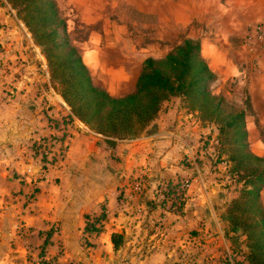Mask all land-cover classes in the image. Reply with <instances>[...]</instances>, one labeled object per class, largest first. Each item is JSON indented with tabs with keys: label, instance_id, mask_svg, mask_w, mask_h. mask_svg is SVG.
Here are the masks:
<instances>
[{
	"label": "crops",
	"instance_id": "crops-1",
	"mask_svg": "<svg viewBox=\"0 0 264 264\" xmlns=\"http://www.w3.org/2000/svg\"><path fill=\"white\" fill-rule=\"evenodd\" d=\"M105 1L84 2L81 21L92 30L73 45L96 87L115 98L133 94L144 61L162 59L171 50L162 58L141 59L133 68L135 60L122 47L145 51L164 41L163 29L172 37L202 29V56L216 77L212 92L240 102L250 140L249 112L240 96L246 86L253 104L254 90L245 78L253 72L264 77V47L247 40L253 27L264 24V0H114L117 11L110 15ZM116 14L119 19L111 25ZM200 39L193 35L184 41ZM25 41L26 46L18 42L20 56L12 54L9 42L0 49V264H203L205 256L217 258L212 245L222 232L216 186L198 166L183 164L194 151L197 133H206L209 125L191 123L194 113L185 117L189 113L174 105L181 98L165 102L151 126L132 140L98 135L75 118L63 126L68 136L54 141L45 162L43 154H33L32 144L62 137L49 119L69 115L70 109L52 87L56 100L48 105L52 98L40 85L43 80L32 77L31 59H41V52L32 40ZM30 46L34 53L26 50ZM236 77L238 86H230ZM64 144L65 152L57 154ZM185 179L189 186L182 210L163 209L162 186ZM102 214L100 233L86 235L87 218Z\"/></svg>",
	"mask_w": 264,
	"mask_h": 264
},
{
	"label": "trees",
	"instance_id": "trees-1",
	"mask_svg": "<svg viewBox=\"0 0 264 264\" xmlns=\"http://www.w3.org/2000/svg\"><path fill=\"white\" fill-rule=\"evenodd\" d=\"M7 2L41 48L51 81L60 86L59 94L70 109V120L76 118L109 139L132 140L155 121L165 102L184 97L204 120L218 125L224 144L232 148L230 161L237 183H242L239 196L228 209L231 232L247 237L249 264H264V157L251 150L246 111L213 94L211 87L216 77L202 56L201 43L185 40L164 58L145 60L135 92L115 98L94 85L89 69L70 41L67 22L60 15L56 0ZM184 195L175 196L182 199L177 212L184 206ZM104 220V214L87 218L85 233H100ZM113 242L117 248L116 236Z\"/></svg>",
	"mask_w": 264,
	"mask_h": 264
},
{
	"label": "rangeland",
	"instance_id": "rangeland-1",
	"mask_svg": "<svg viewBox=\"0 0 264 264\" xmlns=\"http://www.w3.org/2000/svg\"><path fill=\"white\" fill-rule=\"evenodd\" d=\"M85 1L86 0H56L60 15L67 22L68 31L70 32L69 38L74 46H76V44L79 42L83 43V41L87 39L90 31L92 30V28L86 26L85 22L81 21V18L86 17V10L83 6ZM105 2L110 3L108 4L110 5L109 7L112 8L113 6L112 9L109 8L110 10L108 11V15L115 12V10L117 11V9L115 8L116 5L114 4V0H108ZM119 10H123L127 13L130 12L129 8H119L118 11ZM163 14L165 19V12ZM117 16V14L113 15L112 19L114 20L110 22L111 25H114V23L118 21L119 17ZM257 26H262L264 30V24H258ZM25 30L29 35L28 37L25 33ZM134 33L136 35H141V32L134 31ZM193 35L201 38L200 40L196 41H199L202 46V29H195L194 31L190 29L186 34H178L175 32L174 37L171 36V32L163 29L160 31V37L164 41H162L160 45L152 46L149 48H142L146 49L145 51H142L138 46L133 48V50H131L130 47L124 46L121 48V51L123 50V52L132 55L133 59L135 60V63H133L132 66L133 68H136L141 59H145L148 56L162 58L166 53L175 48L178 43L184 41L186 37ZM25 40H32L33 43L37 46L33 35L18 18L16 10H14L12 6L8 4L7 0H0V49L3 48L2 45H5L7 42H9L12 46V54L20 56L22 47L18 46V42L23 41L26 46L27 42ZM254 46L255 48H259L261 46L264 47V38L256 40ZM25 48L28 52H33L32 46H30L31 49L27 47ZM39 50L41 52V48H39ZM262 52H264V50ZM41 55V59H37L36 57L31 59L33 61L34 67V73L32 74V77H36V81L37 79L43 80L40 81V85L42 86V88L48 89L49 95L52 98V101L48 100L49 105V103L52 104V102L56 100L55 95L50 93L49 89L52 87L57 92V94L60 95V86L51 81L47 60L42 52ZM26 57L28 56L26 55L25 58ZM28 60L30 59L28 58ZM25 69L26 68H23L24 71ZM246 80L248 81L249 86L251 85V87L253 88V95L256 97L255 102L251 104L250 101L252 100V97L248 95L247 88L246 86H244L246 93L243 96H240V101L244 100L245 107H247V111L249 112L247 120L249 129L251 131L249 141L251 149L259 156L264 157V77L261 74L253 72L252 74H250V78H245V81ZM229 84L230 86L236 87L239 84V79L237 77L230 79ZM228 99L226 100L230 105H233L236 108L240 109V102L234 103L232 99ZM181 100H176L174 102V105L177 106L176 103H179L180 108L186 110L187 113H189L185 117H188L190 115V112L194 113V116L192 115L190 118H188L191 123L196 120L197 123H200L199 127L202 128L203 126L204 128L206 125H209L210 128L208 131H206V133H197V136L195 137L197 143L195 145L194 151L188 153V156H184L183 159V164L185 166H191L190 168L198 166L202 171V174H206V180L210 182L211 186H216L217 189V193L214 194V196L217 194L214 204L217 208L216 212L218 211L217 219L219 220V224L221 227L220 229L222 232L221 235H219L220 239H217L215 241L216 244L212 245L215 248V250L213 251L217 252V258H213V260L211 261L209 257L205 256V258L202 259V262L203 264H249L247 261V257L249 256L250 252L248 248V239L241 232H231V224L228 218V209L231 206L232 202L239 196V193L242 189V183H237L238 177L233 172L234 165L230 161L232 148L229 144H224V140H222L223 138L219 135L218 125L216 123H214L213 121L204 120L202 118V113L197 112L196 110H192L189 100L184 99V97L181 98ZM60 107H62V109L64 108L63 105H60ZM253 107H255V109H252ZM49 124L50 127H52V124L56 125L57 127L59 126V136L62 135V137L50 136L48 139H44L40 143L35 142L34 144H32L33 154H37L38 156L39 154H43L42 159L45 162L48 161L47 157L50 158V156L47 155V152L52 153L49 151L53 149L54 141H58L62 138L64 139L66 138V136H68L62 130L63 126L70 124L68 112L66 111L63 116H60L57 119L51 116V118L49 119ZM65 145L66 144L62 146L63 153L66 150ZM55 152L57 154H61L60 146H58V149ZM53 159L54 158L52 157V160ZM186 180L187 179L182 181ZM163 188L164 187L162 186V191ZM35 195L36 189L33 187L31 191V199H34ZM261 199L264 206V189L261 192ZM88 219L90 218L88 217ZM52 232L54 231L50 230L46 234ZM85 234L88 235L87 233ZM209 244L211 245L212 243ZM84 245H86L87 248L91 247V244L87 240ZM205 249L209 251L210 246L209 248L206 247ZM18 262L21 263V260ZM30 263L32 264L33 262ZM44 264L51 263L44 262Z\"/></svg>",
	"mask_w": 264,
	"mask_h": 264
},
{
	"label": "built area",
	"instance_id": "built-area-1",
	"mask_svg": "<svg viewBox=\"0 0 264 264\" xmlns=\"http://www.w3.org/2000/svg\"><path fill=\"white\" fill-rule=\"evenodd\" d=\"M263 33H264V30L262 26L253 27L248 33V37H247L248 42L254 45L256 40L264 38ZM61 154H63L62 150H61ZM188 186H189V183L187 181H182L180 183L178 182L176 184H173V186L171 187H169L168 184L165 185L164 187L166 188L165 194H162V199L160 202L162 208L166 209L167 211L177 212V209L179 208L182 199H178L175 196L176 195L180 196L184 192H186Z\"/></svg>",
	"mask_w": 264,
	"mask_h": 264
}]
</instances>
